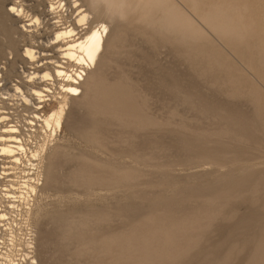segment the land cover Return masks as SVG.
Returning a JSON list of instances; mask_svg holds the SVG:
<instances>
[{
	"label": "rangeland",
	"instance_id": "obj_1",
	"mask_svg": "<svg viewBox=\"0 0 264 264\" xmlns=\"http://www.w3.org/2000/svg\"><path fill=\"white\" fill-rule=\"evenodd\" d=\"M158 1L113 13L79 0L87 26L110 29L88 101L70 102L28 202L9 182L32 170L0 157V205L16 196L17 248L38 264H264V0ZM14 2L0 0V109L34 148L46 136L34 104L47 114L58 102L9 95L32 85L20 71L45 68L26 64L24 47L64 61L61 26L48 12L57 0H21L43 18L33 41L19 28L29 18L8 15ZM58 16L67 26L77 13ZM53 83L37 84L47 98L62 93Z\"/></svg>",
	"mask_w": 264,
	"mask_h": 264
},
{
	"label": "bare ground",
	"instance_id": "obj_2",
	"mask_svg": "<svg viewBox=\"0 0 264 264\" xmlns=\"http://www.w3.org/2000/svg\"><path fill=\"white\" fill-rule=\"evenodd\" d=\"M20 1L21 0H15L13 5H11L7 9L8 15L10 18L12 17L15 20H23L25 18H29V20L27 19L26 21H30L32 23L27 24L26 21L24 20V23L20 25L19 28L22 30V32L26 34H30L29 36L33 38L34 30H31L30 27L33 24L40 25L42 23L43 18L42 16L40 17L36 14L35 15L29 14L26 6L20 3ZM87 1L93 7L98 6L99 4H102L104 8L112 10L113 13L115 12L116 8H120V10H122L121 8H123L124 2H125V0H87ZM157 1L158 0H149V2H157ZM160 4L161 3L158 1L156 3V6H159ZM72 11L73 12L76 11L77 13L75 22L73 24H69L66 26L65 24L62 23L63 17L58 16V13L63 12L64 14L66 13V15L68 16L69 13H71ZM48 12H50L51 15H54V14L55 16L57 15L58 21L54 22V25L58 27V24H60L59 27L61 26L60 28H57L54 31V34H53L54 37L52 39H55V44L62 43L61 46L59 47V52H60L61 59L64 61L61 62L60 60L49 59L47 60L48 62L43 61V63H40L39 59L42 57L44 53L42 54L40 51L36 50L34 46L24 47L22 58L24 59L26 64L32 63V65L34 66L36 65L37 67H41L44 64H47V65H45L44 66L45 68L40 72H37L36 70L33 73H27L24 69L20 71L22 72V76L24 77L23 79H26L27 83H32V85H30V87L28 88L27 94H25V92L20 86L16 85L15 94L9 95L10 100L11 98L20 99L25 104H28L30 102L34 104L33 103L34 100L30 98L38 99L39 103L46 102L48 104H51L52 101L58 102L57 106L54 109H52L50 112H48L47 114H44L43 116L40 117L37 113V115L34 116L36 117L38 121H40L39 125L40 127H42V130L46 134V136L44 137L45 140L43 141V143L38 144L34 148L29 147L26 141H24V139L21 137V132H20L21 126L19 127L17 124H9V119H8L9 117L5 116V114L3 113L4 111L0 109V123L4 124L2 127H0L1 128L0 130V157H6V158L11 159L16 165L15 167L16 170L19 169L20 171H24V173L26 174H27V172H25L26 167H29L32 170V173H31L32 176L29 177V179H26L22 182L18 181L17 182L18 184H16L14 181L9 182L10 187L15 188V189H21L20 192L21 191L22 192H21L20 198L23 200H27L26 202L29 201L30 197H33V195H36L38 187L42 184L41 182L42 181V166H43L42 164H43L45 155L48 150V145L51 141H53L56 138V134L58 130H61L64 117L66 115V111L68 110V106L70 102H76L78 99H80L81 101H85V102L88 101L86 99L87 98L86 95L87 93H90L89 88L93 87L95 84V81H94L95 70L99 63L101 55L105 49V41L110 33L109 26L104 22H99L98 24L92 26L91 28L90 26H87L90 22L91 16L88 12L82 9L79 0H75L73 1V3L69 2V5H68V2H66V0H57L56 3L51 2ZM163 22H164V25L166 24L167 26L175 29V31L178 30V27L171 21H163ZM78 27L82 28V31L85 32L84 35L81 37H78V35H80V33L78 32ZM32 40L34 41V38ZM11 58L12 57H10L9 60H11ZM68 64H70V66H66ZM71 64H74L73 68L75 69L72 68L73 70L69 71ZM2 68H0V78H2V73H1ZM12 69H13V66L11 68V72L13 71ZM57 79L61 81L62 93H60L59 97L53 96L52 98H47L50 95L45 94V92L50 93V91H52L51 87H48L47 84L49 83L51 84L52 82L55 83ZM39 82H45L47 84H45L43 86L44 88L42 89L41 86L37 85L39 84ZM21 101L19 103H21ZM19 103L17 105H19ZM34 106L38 110L42 108V106H36L35 104ZM42 109H41V112H42ZM34 124L32 125V128L36 132L37 126H34ZM148 124L149 123H147V125ZM21 167L23 168V170L20 169ZM14 174H15L14 177L18 178L16 176L17 173L14 172ZM3 178H4L3 176H0V179H3ZM17 185H18V188H17ZM10 192L11 191H8V193H3V198L7 200V198L10 197ZM13 197L16 198V196L14 195ZM14 205L16 204H13L12 206L13 209L19 207L18 205L17 206H14ZM3 207L4 208H2V204H1L0 205L1 217L2 218L10 217L12 215V212L14 211H10V207L8 208L4 204H3ZM28 214H30V211H28ZM12 235L14 236V238L12 239V242H13L18 237L15 231L13 230H12ZM25 245H28V244H25ZM45 248L47 249V247ZM11 253L12 252H7L5 256L9 262L13 263L14 259L12 258ZM25 257L28 259V261H26V263L24 264H38L36 257L30 256V254L28 253L27 255H25Z\"/></svg>",
	"mask_w": 264,
	"mask_h": 264
},
{
	"label": "built area",
	"instance_id": "obj_3",
	"mask_svg": "<svg viewBox=\"0 0 264 264\" xmlns=\"http://www.w3.org/2000/svg\"><path fill=\"white\" fill-rule=\"evenodd\" d=\"M42 25V23H41ZM41 25L39 26L38 24L37 25H34L35 26V31H38L40 30V27ZM52 27L56 28V26L53 24H51ZM55 30V29H54ZM79 33H83L84 35V31H82V29L80 28L79 30ZM82 35V36H83ZM52 38H53V35H52ZM50 42V41H49ZM52 44V43H51ZM46 65V64H44ZM42 109V108H41ZM41 109H39L38 111H41ZM38 115L41 117L44 115V112H38ZM5 192V191H3ZM8 192V191H7ZM17 198H10L9 202L13 204H16L14 206H17L18 205V202L16 200ZM8 200V198H7ZM2 208L3 207V204H2ZM15 210V211H14ZM9 211V210H7ZM10 211H14L16 213V209L14 208H10ZM12 212V214L14 213ZM1 213V211H0ZM12 215L10 217H5V218H2L1 217V214H0V264H24L26 262L25 260V257L24 255H21L20 252H22V250H18V246H17V242L19 241V237H18V231L21 229L20 227V222L14 220L13 222H18V227L15 228L14 225L12 224ZM12 230L15 231L16 235H17V239H15L13 242H12V239L14 238V236L12 235ZM26 251L28 253L31 252V249H26ZM7 252H12V258L14 259V262L11 263L9 262L7 259H6V254ZM16 257V258H14Z\"/></svg>",
	"mask_w": 264,
	"mask_h": 264
}]
</instances>
